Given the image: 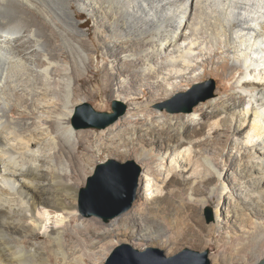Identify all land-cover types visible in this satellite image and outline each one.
I'll list each match as a JSON object with an SVG mask.
<instances>
[{"label": "bare ground", "instance_id": "bare-ground-1", "mask_svg": "<svg viewBox=\"0 0 264 264\" xmlns=\"http://www.w3.org/2000/svg\"><path fill=\"white\" fill-rule=\"evenodd\" d=\"M83 15L90 20L82 22ZM92 19L103 31L93 49L82 31ZM212 60L209 75L221 97L202 104L201 117L142 118L157 117L151 106L202 79L197 72ZM93 82L96 98L146 105L106 135L76 132L72 117L82 102L72 101L74 84L85 90ZM98 140L104 143L96 147ZM101 156L147 167L139 207L151 206L166 222L183 207L189 225L182 228L179 216L169 221L175 229L182 225V239L203 240L208 230L224 238L230 218L240 222L242 234L227 235L238 248L217 243L216 264H260L264 0H0V264H50L59 257L64 264H102L112 233L130 228L106 229L94 219L82 232L68 230L77 216L68 205L79 200L86 177L110 166L97 168ZM214 201L216 223L198 224L200 208Z\"/></svg>", "mask_w": 264, "mask_h": 264}, {"label": "rangeland", "instance_id": "rangeland-1", "mask_svg": "<svg viewBox=\"0 0 264 264\" xmlns=\"http://www.w3.org/2000/svg\"><path fill=\"white\" fill-rule=\"evenodd\" d=\"M80 20L82 22H86L90 20V17L83 15L80 18ZM82 31L84 34L83 38L87 40L90 46H92V49L94 44L93 39L95 43L99 45L98 36L99 37L102 36L103 31L96 30L94 19H92V21H90ZM92 33L93 35L91 38L89 37V35ZM57 46L58 48L61 47L60 45ZM91 51L88 52V56L90 60L89 62L93 61L96 63L97 60L95 58V55ZM103 51L105 52L106 50L104 49ZM61 61L64 62L63 59ZM112 67H113V63H111L110 69ZM212 69H213V60L210 61L208 66L201 68L197 72L198 75L203 77L202 79L193 83H188V84L186 83L181 85L180 88L181 91L179 93L175 94L167 101H162L158 104L151 106V109L158 115L157 117L150 116L149 114L141 113L143 115L142 118L143 119L147 118L148 121H150L151 119L153 120L160 119L161 123H164L167 120L168 116H179L181 114H189V115L197 114L196 117L198 118L201 117L199 116L198 108H200L202 104H206L207 102H212L211 104H213V101L216 102V99L221 97L219 85L217 83L216 78L209 75V72ZM87 75L88 73L85 74L84 76L87 77ZM124 78L126 77H123L122 79H120V81L126 80L128 82V80ZM100 79H102L101 76ZM76 90H78V93L76 92ZM96 90H97V84L94 82L88 84L85 90L80 89L79 84H74L72 101L75 104L79 103L80 101L82 102L81 105L75 107V111L72 117L73 126L76 132L100 133V131H102V133L106 135L108 134V129L115 126L118 123V121L125 118L126 116H129L132 113V111L134 109H137L139 106L142 107L146 105L145 101L141 102L140 104L137 103V105L136 103L128 104L111 96L110 97L105 96L104 98H96L94 97ZM228 92H233V89H231ZM233 100L234 99L228 98L227 101L225 102L228 103V102H232ZM197 102L199 103L195 107H193L192 111L187 112V110ZM86 104L91 105L92 108L99 113L114 114L115 111L113 109L115 107L119 111L123 112V115L114 125H111L106 129H102V130L96 128L83 129V127L85 126L102 124L106 121V119L94 116L89 109L85 108ZM14 119H18V118L16 117ZM30 122H34L33 119H31ZM42 125L43 124L40 123L37 126L38 128H42L43 127ZM178 125L179 124H177V127H175L176 129L174 130V133L177 135H178ZM194 125L196 124H192V126ZM114 131L117 132L119 131V129L114 128ZM204 139L205 138L203 137L201 140ZM223 140L225 141V139ZM102 143H104L102 140H98L94 142V145L96 147H99ZM205 155L212 158V154L210 152H205ZM100 159L101 161H99L97 168H99L101 165H109L110 160H106L102 156L100 157ZM226 164L227 161L223 159L221 165L219 164V167L224 168L226 167ZM97 172L98 169L91 176L86 177L84 184L80 189L79 200L77 202H73V204H69L70 201L67 202L69 204L68 205L69 207L73 205L77 210V216L75 217L76 219L74 218L75 220H73L68 225V230L70 234H76L78 232H82L83 231L82 228L84 227V224H87L89 221H94V219L96 221L101 222V224H103V226H105L106 229L116 230L119 227H123L126 229L130 228L126 233H121L119 231H115L112 233L113 236L110 237L109 242L104 246V249H102L105 250V256L103 257L102 264H106V261L109 258V256L112 254V252L117 247L123 244L130 245L136 250H139L141 252H145L150 248H153L155 250H160L164 252L166 258H173L174 256L178 255L185 249H190L203 254L209 253L208 259L211 262V264H216L217 252L215 250H217V246H216L217 243H221L220 241H225L227 243L232 242V247L234 246L232 248L233 250L238 248L237 246L238 242H236L237 244L235 242L233 243L230 237L229 239L227 238L228 234L231 235L233 238H235L239 234H242V231L240 229L241 224L240 222L237 223L236 222L237 220L235 218H230L231 219L230 224L224 228L223 230L224 238L222 237L219 238L218 235L212 238L213 232L211 233L208 230L207 232H205V235L202 238L203 240L195 239L194 241V239L192 240L188 236L185 239H182L179 236L178 231L182 228H186V226L189 225V220L188 218H186L187 216L185 215V213H183L184 211L183 207L179 206L175 208V210L173 211L176 214L173 212L174 214L170 215V219L167 222L165 221L163 216L159 215V218H157L158 216L154 217V215L150 211L151 210L150 208H152L151 206L139 207V197L142 193H144V191H140V189L146 188V184H147V182H145V184L143 183V185H141L140 181L146 175L147 167L145 165L139 164L136 160L130 159L125 162L116 161L115 165L104 167L103 169L99 170L98 173ZM125 173L129 174V179L126 185H122L124 183L120 175L117 178L115 176H117V174H125ZM146 176L148 177V175ZM108 182L113 183L112 186L119 190L121 196L119 195L120 196L119 198H116L113 201H109V202L107 201L106 203V201L102 200L100 195L101 193L108 191L109 189ZM228 185L230 187L229 190L233 189L232 184H228ZM133 189H135V202L131 210H129L125 214L113 220H110L109 222H106L104 219V215H110L115 211H118L119 209L124 207L125 202L129 200V198L131 197V191ZM229 196H231V194H229ZM215 201L200 208L199 215L196 219V222L198 224L200 222L201 225H205L209 228L211 227V225H214L216 223V216H215L216 205L214 206V204L216 203ZM227 209L228 208H226V211ZM177 211L178 213H180V215L177 214ZM98 213H100V215L97 216ZM91 214H93V216L90 217ZM176 216L180 217V220L182 222L181 224L183 225L182 228H180V226H182L181 224L180 226H177V228L179 227L178 229L177 228L175 229L176 226L171 227L169 225L170 220H174V218L177 219ZM125 220H127V222ZM113 223H115L114 228L110 226ZM118 223H120L121 225ZM107 225L110 227H108ZM145 225L152 226V229L149 232V234L145 233V228H146ZM86 232L87 234L88 233L90 234V230H87ZM123 232H125V230ZM209 234H212V236H210ZM206 237L209 238L206 239ZM45 241L46 238L40 239V242H45ZM64 246L66 245L64 244ZM24 249L30 250L31 248L29 246L26 248L24 247ZM230 255H231V251L230 252L226 251V253L222 254V256L225 258L230 257ZM154 256L158 257L159 255L154 254ZM73 259L74 258H71V260ZM263 262L264 259L260 264H262ZM241 263L242 261H238L237 264H241ZM47 264H49V262ZM50 264H64V262L62 258L59 257L58 259H55L53 263ZM79 264H84V263H79Z\"/></svg>", "mask_w": 264, "mask_h": 264}, {"label": "water", "instance_id": "water-1", "mask_svg": "<svg viewBox=\"0 0 264 264\" xmlns=\"http://www.w3.org/2000/svg\"><path fill=\"white\" fill-rule=\"evenodd\" d=\"M198 103L199 102H197L192 107H190L187 110V112H191L193 107H195ZM85 108L89 109L94 116L106 119V121L102 124L85 126L83 127V129H88V128H96L99 130L106 129L111 125L115 124L119 120V118L123 115V112L119 111L115 107L113 109L115 111L114 114L96 112L89 104H86ZM109 164L115 165V163H109ZM119 175L124 183L122 185H126L129 179V174L127 173L117 174V176L115 177L117 178ZM108 184H109L108 191L101 193L100 195L102 200L106 201V203L107 201L108 202L113 201L114 199L119 198L121 196L119 190L112 186L113 185L112 182H108ZM134 202H135V189L131 191V197L129 198V200L125 202L124 207H122L121 209L115 211L110 215H104L105 221L109 222L110 220H113L125 214L126 212L131 210ZM98 215H100V213H98L97 216ZM91 216H93V214H91L90 217ZM154 254H158L159 256L156 257L154 256ZM208 255L209 253L203 254L190 249H185L184 251L174 256L173 258H166L164 252L160 250H155L153 248H150L145 252H141L139 250H136L130 245L123 244L117 247L112 252V254L107 259L106 264H211V262L208 259ZM262 264H264V262Z\"/></svg>", "mask_w": 264, "mask_h": 264}]
</instances>
